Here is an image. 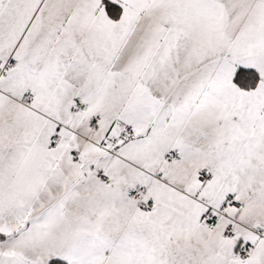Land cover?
<instances>
[{
	"label": "snow or ice",
	"instance_id": "obj_1",
	"mask_svg": "<svg viewBox=\"0 0 264 264\" xmlns=\"http://www.w3.org/2000/svg\"><path fill=\"white\" fill-rule=\"evenodd\" d=\"M0 264H264V0H0Z\"/></svg>",
	"mask_w": 264,
	"mask_h": 264
}]
</instances>
